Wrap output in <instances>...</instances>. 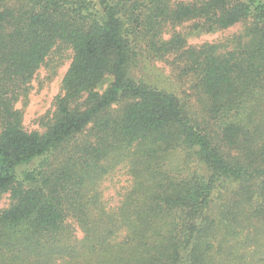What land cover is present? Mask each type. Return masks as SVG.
I'll return each instance as SVG.
<instances>
[{"label":"trees","instance_id":"16d2710c","mask_svg":"<svg viewBox=\"0 0 264 264\" xmlns=\"http://www.w3.org/2000/svg\"><path fill=\"white\" fill-rule=\"evenodd\" d=\"M187 22L242 28L188 45ZM67 51L52 116L26 130L16 102ZM170 57L198 108L131 75ZM4 193L0 264H264V0H0Z\"/></svg>","mask_w":264,"mask_h":264},{"label":"rangeland","instance_id":"374dc122","mask_svg":"<svg viewBox=\"0 0 264 264\" xmlns=\"http://www.w3.org/2000/svg\"><path fill=\"white\" fill-rule=\"evenodd\" d=\"M188 1V0H185ZM191 22H187L175 28L176 31L182 33L187 40L188 45H199L204 42H216L234 33H237L242 28L241 23H236L233 26L221 29L216 32L192 33L190 30ZM173 29L168 28L164 33L165 38H169ZM70 52L62 54V58L57 55L54 57V62L50 67L48 62L43 64L35 72L29 84V90L26 96L20 97L16 102L15 108L20 109L23 114L22 124L28 131L37 130L44 131L45 126L43 121L52 116L55 109V97L61 92V81L67 70L70 62ZM168 60H142L139 67L131 71V75L136 79H146L151 82L158 83L159 86L171 87L177 94L183 98L188 99L191 105L198 108L201 102L198 99L199 92L192 88L194 82L193 75L183 80V83L176 81L177 71ZM111 76L99 86V91H104L111 83ZM129 184V176L124 170L116 171L112 176L103 181L102 188L104 191V198L110 206L117 203L119 194L122 192V187ZM10 203L9 193L0 195V209L5 208ZM76 234L81 236V231L76 225Z\"/></svg>","mask_w":264,"mask_h":264}]
</instances>
